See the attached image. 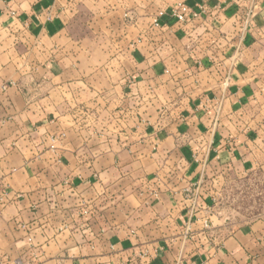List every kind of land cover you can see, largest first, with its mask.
Returning <instances> with one entry per match:
<instances>
[{
    "label": "crops",
    "instance_id": "crops-1",
    "mask_svg": "<svg viewBox=\"0 0 264 264\" xmlns=\"http://www.w3.org/2000/svg\"><path fill=\"white\" fill-rule=\"evenodd\" d=\"M248 182L264 0H0V264H264Z\"/></svg>",
    "mask_w": 264,
    "mask_h": 264
},
{
    "label": "rangeland",
    "instance_id": "rangeland-1",
    "mask_svg": "<svg viewBox=\"0 0 264 264\" xmlns=\"http://www.w3.org/2000/svg\"><path fill=\"white\" fill-rule=\"evenodd\" d=\"M186 4L185 2H179V4ZM187 5V4H186ZM176 7L173 8L175 10ZM164 14V11H161ZM159 16V15H158ZM158 16H156L158 18ZM251 13L247 16L246 21L247 25L250 24V17ZM155 20V19H154ZM155 24V21L153 23ZM260 176V174L258 175ZM235 183H232V188L230 189L229 192L225 193L223 195V201L220 202V206L228 205L231 208V215L233 219L236 221H242L245 219H250L254 217V213H258V209L262 208L264 209V183L262 185V197L260 195H257L258 197H261V205L260 202L257 200V204L254 203V194L258 192L261 187L260 185H255L250 182H248L246 185H234ZM256 190V192H255ZM226 192V191H225ZM222 193V190H221ZM238 193H241V200L236 198L238 196ZM238 211H240L241 214L243 215H238Z\"/></svg>",
    "mask_w": 264,
    "mask_h": 264
},
{
    "label": "built area",
    "instance_id": "built-area-1",
    "mask_svg": "<svg viewBox=\"0 0 264 264\" xmlns=\"http://www.w3.org/2000/svg\"><path fill=\"white\" fill-rule=\"evenodd\" d=\"M173 12L178 21L182 23L187 22L191 19L193 20L200 15L199 12L192 10L188 5L181 3L176 6V9ZM159 15H163V12H160ZM154 21L156 25H160L158 18H156Z\"/></svg>",
    "mask_w": 264,
    "mask_h": 264
}]
</instances>
